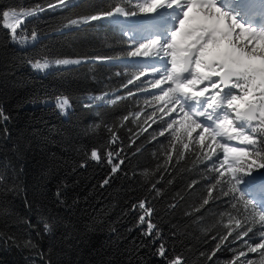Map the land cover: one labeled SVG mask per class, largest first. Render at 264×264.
Segmentation results:
<instances>
[{
    "label": "trees",
    "instance_id": "trees-1",
    "mask_svg": "<svg viewBox=\"0 0 264 264\" xmlns=\"http://www.w3.org/2000/svg\"><path fill=\"white\" fill-rule=\"evenodd\" d=\"M114 2L77 0L67 8L48 9L55 0H0V10L44 9L26 24V33L35 31L38 36L32 47L17 48L0 27V109L9 117L0 119V175L11 177L20 189L7 200L9 214L0 213V232L17 237L16 244L0 242V264H41L35 251L23 247L29 237L35 239L33 228L42 227L40 220L53 226L52 235L39 242L52 264H129L130 260L165 264L152 254L159 241L153 243L137 226L142 211L131 206L141 199L155 209L152 219L168 238L169 257L182 255L187 264H226L233 255L230 248L240 247L239 242L222 246L212 261L200 257L219 242L212 237L225 234L226 213H236L225 197H214L200 207L214 182L215 173L209 171L212 161L191 150L179 159L177 153L183 149L178 141L173 148L172 130L159 135L171 120L167 116L161 120L160 102L148 95L147 80H134L138 73L124 67L127 48L112 22L66 27L69 20L107 9ZM45 58L84 61L45 74L29 68L30 61ZM130 79L133 84H128ZM102 95L104 100L96 99ZM59 97L70 102L67 118L56 107ZM153 111L157 115L149 119ZM114 135L118 139L112 145ZM192 146L196 147L194 141ZM93 149L101 155L121 151L125 158L122 170L103 188L110 166L92 160ZM157 181L159 196L150 191V184ZM25 198L31 209L25 207ZM29 218L31 224H25ZM111 227L118 229L115 235ZM173 231L175 237L170 236Z\"/></svg>",
    "mask_w": 264,
    "mask_h": 264
},
{
    "label": "snow or ice",
    "instance_id": "snow-or-ice-1",
    "mask_svg": "<svg viewBox=\"0 0 264 264\" xmlns=\"http://www.w3.org/2000/svg\"><path fill=\"white\" fill-rule=\"evenodd\" d=\"M70 6H73L72 0H55L47 7L63 9ZM42 11L44 9L39 7L31 10L7 7L0 10V27L8 31L13 42L26 44L27 38L22 34L26 23ZM103 20L125 27L123 35L129 38L131 48L127 56L161 62V68L146 65L134 80L149 73L159 77L151 84L160 92L154 99L161 102V120L164 116L171 120L159 135L164 136L165 132L172 130L173 148L177 147L178 141L183 149L177 153L179 159L191 150L212 161L209 171L215 173L214 182L207 188V198L200 207L209 205L214 197H225L229 208L236 213H226L225 234L212 237L219 242L210 253L201 252L200 257L212 261L222 246L229 248L239 242L240 247L230 248L233 255L226 264H264V173L257 171L264 169V0H115L107 9L69 20L66 27L78 28L82 24ZM139 33H148V37L138 42L136 35ZM36 38L37 33L33 31L31 39ZM30 63L37 70L50 67L47 62ZM69 63L73 62L55 61L56 65ZM128 84H133V80H128ZM96 99L104 100L105 96ZM69 106L68 98L57 99L56 107L62 113ZM173 113L179 118L172 119L170 114ZM156 115L153 111L149 119ZM0 119H9L3 109H0ZM123 119L127 120L128 116ZM153 123H156L155 119ZM193 133H197L196 138ZM117 139L114 135L110 144L115 145ZM193 141L196 147L192 146ZM91 159L106 161L110 166L109 176L102 181L101 188L110 184L111 178L122 170L125 163L122 152L116 150L101 155L93 149ZM168 159H172L171 155ZM85 166V163L81 164V167ZM144 175L147 176V171ZM157 183L150 184V191L159 196L162 190ZM19 190L15 180L0 175V213L9 214L7 200L18 195ZM60 196L58 191L57 197ZM60 202L64 203L63 200ZM25 207L32 208L27 198ZM131 207L142 211L137 222L142 234L151 238L153 243L159 241L152 254L165 264H187L182 255L169 257L168 238L159 224L153 222L155 209L147 199H141ZM224 215L221 213L222 217ZM24 223L31 224V219ZM38 223L42 227L33 228L35 239L29 237L23 247L35 251L41 264H52L50 259L44 258L39 242L52 235L53 226L46 220ZM117 231L116 227L110 229L111 235ZM170 236L175 237V231ZM16 240L17 237L0 232V242L16 244ZM119 243H123V238ZM128 254L131 256V251ZM249 254L258 255V259H250Z\"/></svg>",
    "mask_w": 264,
    "mask_h": 264
},
{
    "label": "rangeland",
    "instance_id": "rangeland-1",
    "mask_svg": "<svg viewBox=\"0 0 264 264\" xmlns=\"http://www.w3.org/2000/svg\"><path fill=\"white\" fill-rule=\"evenodd\" d=\"M76 2H77V0H72V3H76ZM26 24H27V23H26ZM25 28H26V26H25ZM25 28H24L22 34L27 38V43H26V44H20V43L13 42V41L11 40V38H10V42H11V44H13L14 46H16V47L19 48V49H26V48L32 47V46L37 42V40H38V36H37V38H36L35 40H32V39H31V35L28 34V33H26V29H25ZM56 60H68V61H72L73 63H69V64H67V65H56V64H55V61H56ZM75 61H80V62H82V61H84V60H83V59H80V58H56V59L45 58V59H42V60H38V62H40V63H45V62L49 63L50 67L47 68V69H44V70H37V69H34V68L32 67V64H31L30 62H29V64H28V66H29V68H30L32 71H34V72H36V73L45 74V73L51 72V71H53L54 69H57V68L73 67V66H77V65L80 64V63H75ZM35 62H37V61H35ZM141 62H143V61H141ZM152 62L157 63V64H158L157 66H161V62H160L159 60L152 59ZM33 63H34V62H33ZM164 64H165V61H164ZM146 65H147V64H145L143 67H145ZM154 65H155V64H154ZM59 98H64V97H59ZM44 103H51V102H49V101H45ZM55 104H57V100H56ZM57 109H58V108H57ZM70 110H71V105L69 106V108L66 110L65 113H62L59 109H58V112H59V114L61 115L62 118H67L68 115H69ZM177 116H178V114H177ZM178 118H179V117H178ZM178 118H177V119H178ZM174 119H175V118H174ZM168 121H169V119H168ZM170 122H171V121H170ZM249 258H250V259H258V255H256V257H250V256H249Z\"/></svg>",
    "mask_w": 264,
    "mask_h": 264
},
{
    "label": "bare ground",
    "instance_id": "bare-ground-1",
    "mask_svg": "<svg viewBox=\"0 0 264 264\" xmlns=\"http://www.w3.org/2000/svg\"><path fill=\"white\" fill-rule=\"evenodd\" d=\"M257 23H258V21H257Z\"/></svg>",
    "mask_w": 264,
    "mask_h": 264
}]
</instances>
